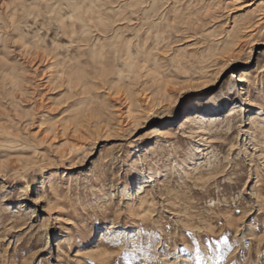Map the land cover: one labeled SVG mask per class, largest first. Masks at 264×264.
Instances as JSON below:
<instances>
[{
	"label": "rangeland",
	"instance_id": "obj_1",
	"mask_svg": "<svg viewBox=\"0 0 264 264\" xmlns=\"http://www.w3.org/2000/svg\"><path fill=\"white\" fill-rule=\"evenodd\" d=\"M90 1L0 0V264H261L264 0H94L170 19L119 76Z\"/></svg>",
	"mask_w": 264,
	"mask_h": 264
},
{
	"label": "bare ground",
	"instance_id": "obj_2",
	"mask_svg": "<svg viewBox=\"0 0 264 264\" xmlns=\"http://www.w3.org/2000/svg\"><path fill=\"white\" fill-rule=\"evenodd\" d=\"M36 5L42 8V4L39 2ZM95 7V1L91 0L90 5L86 7L85 11L83 13L80 11L76 17H78L83 24L84 30L83 32L81 31L83 36L86 35L88 31L86 28V17L94 15L92 25L94 28V36L91 41L93 53L100 58V65H97V69L100 73H115L116 76H119L122 71L118 66L119 60L124 62L123 65L125 67L132 69L134 68L136 63L135 59L137 57L143 56L149 59L152 56L150 52H144L145 48L150 47L151 44H158L166 39L163 29L168 25H165L164 22H168L170 19L165 13L155 11L151 9V7L140 12L102 11L99 9L94 11ZM76 8L80 9L81 6H77ZM75 12H77V10H75ZM134 22H138V24L134 25ZM130 29L134 30L131 37H124V31ZM83 37L84 40L87 41L86 37ZM131 38L135 39L134 43H132ZM105 40H108V50L105 48V46H107ZM134 47L137 48L136 51L133 50ZM41 56H43V54ZM109 63L111 66L107 68L105 64L108 65ZM188 120L189 117L187 118V121ZM137 191H144L143 183H139Z\"/></svg>",
	"mask_w": 264,
	"mask_h": 264
},
{
	"label": "snow or ice",
	"instance_id": "obj_3",
	"mask_svg": "<svg viewBox=\"0 0 264 264\" xmlns=\"http://www.w3.org/2000/svg\"><path fill=\"white\" fill-rule=\"evenodd\" d=\"M4 194H5L4 192H0V196H3ZM237 214H239V210H237ZM261 214L264 215V213H261ZM249 219H251V217H249ZM131 231H133V233H134L135 230H131ZM221 239H223V238H221ZM167 243L168 242L165 241V244H167ZM190 243H196L198 250H199V245H204L205 247L208 248L209 251H211L212 246L214 244V240H213L212 235L205 232V233L200 234L198 242H190ZM162 247H164V246L162 245ZM181 247H183V245H181ZM197 259H199V257H197ZM182 264H183V262H182ZM261 264H264V260H262Z\"/></svg>",
	"mask_w": 264,
	"mask_h": 264
}]
</instances>
